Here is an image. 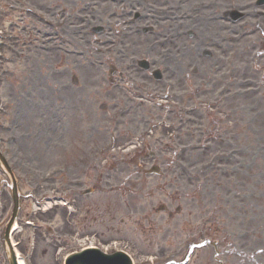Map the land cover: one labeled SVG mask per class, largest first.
I'll return each instance as SVG.
<instances>
[{
  "label": "rangeland",
  "instance_id": "374dc122",
  "mask_svg": "<svg viewBox=\"0 0 264 264\" xmlns=\"http://www.w3.org/2000/svg\"><path fill=\"white\" fill-rule=\"evenodd\" d=\"M43 1H45V0H36L35 3L43 4L44 3ZM150 1L151 2H148V1H142V2L150 3V5H148V6H152L156 10L160 7L165 6L166 4L168 5L169 3L177 4V0H150ZM193 1H199V0H186L188 5ZM157 17H158V15H157ZM35 23L37 25H39V23L37 21ZM150 39H152V38H150ZM38 55H39V58L36 59L35 61L30 62V65H29V66H32V69L34 70L35 73H38L35 75V78H34L35 85L29 86L28 82L26 80H24L23 78H21V80H20L21 84H20V86H18L19 88L16 91V93H18L19 95L22 94L19 97L25 95V92H27V87L34 88V90L36 92H39V91L43 92L44 90L46 92H49L48 85L46 84V81L44 80L45 77L43 76V72L46 73L49 70L54 71L56 68V65H59L58 63H62L63 60L65 59V57L59 58V59L54 58V56L52 54H50V52H44V51ZM77 75H78V73H77ZM78 77H79V75H78ZM9 80L11 82H14L15 84L18 82L15 77H9ZM38 82H40V84H38ZM43 82H44V84H42ZM37 84H38V86H36ZM91 84L92 83H90V82L86 83L84 88H86V87L88 88V86L90 87ZM0 85H1V87H0L1 88L0 89V91H1L0 100L2 102H4V104L5 103L7 104V107L5 105H3V108H2V111H3L9 107V105H8L9 100H8V98H6V96L10 93V91H9V87H8L9 83H5V80H4V82L0 83ZM84 88L82 90H84ZM81 93L74 92V93L69 94L70 98L75 103V104H73L74 105L73 108L75 110H74V112H72V115H74L73 113H75V112L78 113V109L80 107L78 105V102L75 100V97H77L78 94L81 95ZM16 96H17V94H16ZM52 98H53V96L51 95L48 98V100L51 102ZM9 111H10V108H9ZM108 111L109 110H107V112ZM51 112L52 111H50V113ZM2 114H3L2 115L3 120L5 118L9 119V120L12 119V116L8 115L7 109H6V112H4ZM72 117H74V116H72ZM258 125L260 128H255V124H253V129H252V134H251L252 135V137H251L252 138L251 139L252 140V147L249 148V143H250L249 141H243V140L238 141V145H245L244 143L248 144L247 146L245 145V150L249 151V153H248L247 166H245V160H243V163H244L243 166L236 165L237 166L236 167L237 173H235V175H236L235 184L239 190V195H240L239 199L236 200L238 202L237 205L242 207V204L244 203V201H246L249 204L250 210H251V215H252V221L254 223L252 231L258 230L262 227L261 219H263L264 205L262 206V208L260 210V205L256 206L257 202L255 200H253L254 198H252L251 196L248 195L249 200L246 199L244 197V193L246 190H243V187H244L245 182L254 181V182L259 183V181H261L260 180L261 176H263V174L260 175L259 173H261L264 169H258V170L257 169H251L252 167L250 166V163H252V161L255 160L254 159L255 155H258L257 151L255 150V147H258V145H260L262 140H264V127H263L264 123H263V121H258ZM140 126H141V124H140ZM32 127H34V125L30 127L31 128L30 132H32V129H33ZM163 132L166 134V131H163V130L156 132V134H161ZM130 133L132 134L133 132L130 131ZM13 134H14V132H13ZM105 138H106V136H104L103 138L91 139L84 145H81L83 143L80 141L76 146V149L74 151V154H75L74 156L82 154L84 147H86L85 145H87L88 143H90L92 141L95 143L100 142V141L102 142V140H105ZM188 139H190V137ZM27 141L30 142L31 138H28ZM195 144L196 143H193L192 145H190L189 149H192L194 146H196ZM209 144L211 145V148L205 152L199 148L194 149L193 152H190L189 149L187 150L186 155L183 157V159L185 162H188L187 165L189 167H191V169H206L207 170V169H214L215 167L217 169H227V168L222 166V165H224V163H221V165L219 166L218 164L220 163V161L213 158L215 151L223 149L221 146H224V145L219 144L217 142H210ZM229 144L233 147V142L229 143ZM37 145H38V151H40V153H42V154H47V155H41L39 158L38 155H36L37 157L36 156L33 157L27 153L26 154L27 157L25 160L28 162V169H31L32 174L37 172L38 174L41 175V177H43V179H45V177L48 176V173L52 174V172L54 171L53 165L58 163V161H57V158H55L56 153H53L49 150L47 152V149L44 148V147H46V143H44L42 145V142H39V143H37ZM252 151H253V153H252ZM193 155H194V157H193ZM74 156L70 155L65 160V162H68L69 164H71L74 161V159H73ZM234 162L236 163L238 161H234ZM167 166H170V168L172 169L171 163H168ZM226 167H230V164L228 161L226 163ZM164 168H165V166H164ZM231 168H233V167H231ZM231 168H228V169H231ZM218 173H219V175H222L224 172L219 171ZM190 176L195 177L196 173L191 174ZM198 176H200V175H198ZM48 180H50V179H48ZM181 181L187 182L188 180L186 178V179L181 180ZM217 183H218V187H220L219 188L220 190H218L219 192L223 193V191L224 192L227 191V190H224L226 185L224 184L225 182L221 180V178H218ZM215 191H216V188H215V185L213 183L210 186H206V187L202 188V190L198 191V193L196 195L201 199V204L203 206H205L206 208H209V206L207 205L204 198H209V200H211ZM250 191L252 192V190H250ZM258 191L261 195H264V187L262 189H258ZM50 212H51V210H50ZM50 212H48L49 214L45 213V214H40V215L41 216L44 215L43 218L53 219L54 217L51 216L52 212L51 213ZM115 234H117V233H111V232H108L105 230L104 237L107 240L114 239L112 237L115 236ZM252 242H253L252 243L253 248H255L256 246H258L261 243V241H258V240H254ZM107 243H109V241ZM62 245L63 246L61 248H58L56 243H54L49 247L47 246V248H45L43 250L41 249L40 251H37V255L35 256L33 263H35V264H58L59 253H61L67 247L66 246L67 244H62ZM41 246L42 245H40L39 247H41ZM253 251H254V249H253ZM261 259H262V261H261L262 264H264V254H263Z\"/></svg>",
  "mask_w": 264,
  "mask_h": 264
},
{
  "label": "water",
  "instance_id": "95a60500",
  "mask_svg": "<svg viewBox=\"0 0 264 264\" xmlns=\"http://www.w3.org/2000/svg\"><path fill=\"white\" fill-rule=\"evenodd\" d=\"M116 257H117L116 255L114 256H101V255L83 256L81 258H77L75 264H119ZM125 264H128V263H125Z\"/></svg>",
  "mask_w": 264,
  "mask_h": 264
},
{
  "label": "flooded vegetation",
  "instance_id": "af4514ba",
  "mask_svg": "<svg viewBox=\"0 0 264 264\" xmlns=\"http://www.w3.org/2000/svg\"><path fill=\"white\" fill-rule=\"evenodd\" d=\"M142 222L139 221V223H137L136 227L138 230L143 229L145 232H147V231H151V229H153L156 226V223L154 222V220L149 215H145L144 220ZM112 228H114V227H112ZM69 230H71V232L73 234L76 233V229L74 226L70 227ZM118 231H121L120 228L118 229Z\"/></svg>",
  "mask_w": 264,
  "mask_h": 264
},
{
  "label": "bare ground",
  "instance_id": "6f19581e",
  "mask_svg": "<svg viewBox=\"0 0 264 264\" xmlns=\"http://www.w3.org/2000/svg\"><path fill=\"white\" fill-rule=\"evenodd\" d=\"M124 115H125V114H124ZM124 115H122L120 119H122ZM137 123H140V122H137ZM21 262H22V261H21ZM21 262H20V264H23V263H21Z\"/></svg>",
  "mask_w": 264,
  "mask_h": 264
}]
</instances>
